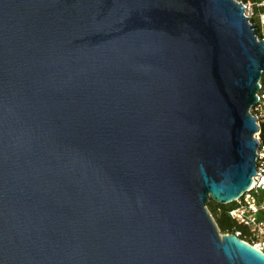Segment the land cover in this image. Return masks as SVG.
<instances>
[{
	"label": "water",
	"instance_id": "95a60500",
	"mask_svg": "<svg viewBox=\"0 0 264 264\" xmlns=\"http://www.w3.org/2000/svg\"><path fill=\"white\" fill-rule=\"evenodd\" d=\"M263 75L237 0H0V264H264L207 208Z\"/></svg>",
	"mask_w": 264,
	"mask_h": 264
},
{
	"label": "built area",
	"instance_id": "2783aa9c",
	"mask_svg": "<svg viewBox=\"0 0 264 264\" xmlns=\"http://www.w3.org/2000/svg\"><path fill=\"white\" fill-rule=\"evenodd\" d=\"M238 2L243 4L245 15L249 16L251 21L254 14L251 9V0H239ZM256 26L264 39V13H261ZM257 95L258 102L250 110L257 118L260 127L255 134L259 142L256 151V174L253 176L251 186L240 198L230 203L233 206L229 209L228 214L238 226L242 227V229H237L234 234L239 238L243 236L246 242L264 253V142L261 140V124H264V81L262 80H260V89Z\"/></svg>",
	"mask_w": 264,
	"mask_h": 264
},
{
	"label": "trees",
	"instance_id": "16d2710c",
	"mask_svg": "<svg viewBox=\"0 0 264 264\" xmlns=\"http://www.w3.org/2000/svg\"><path fill=\"white\" fill-rule=\"evenodd\" d=\"M259 37L262 38V35L259 34ZM261 80L263 81V77ZM261 140L264 142V124H261ZM232 206L233 204L220 205L214 201H210L207 207L209 212L213 216L217 227L223 234H234L237 229H242V227L238 226L228 214V211ZM240 238L244 240L243 236H241Z\"/></svg>",
	"mask_w": 264,
	"mask_h": 264
},
{
	"label": "rangeland",
	"instance_id": "374dc122",
	"mask_svg": "<svg viewBox=\"0 0 264 264\" xmlns=\"http://www.w3.org/2000/svg\"><path fill=\"white\" fill-rule=\"evenodd\" d=\"M237 1H239V0H237ZM263 2L264 1H262V0H251V3H252L251 9L254 12L252 19H251V22L254 24L259 23L260 15H261V13H264V10H263L264 4H261ZM262 77H263V81H264V75Z\"/></svg>",
	"mask_w": 264,
	"mask_h": 264
}]
</instances>
